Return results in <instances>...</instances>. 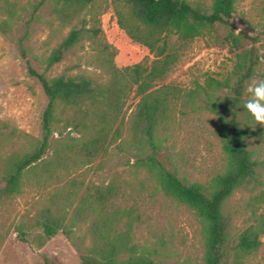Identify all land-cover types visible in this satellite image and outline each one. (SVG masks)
<instances>
[{
  "label": "trees",
  "instance_id": "16d2710c",
  "mask_svg": "<svg viewBox=\"0 0 264 264\" xmlns=\"http://www.w3.org/2000/svg\"><path fill=\"white\" fill-rule=\"evenodd\" d=\"M110 1L118 27L130 40L147 48L152 59L145 58L123 68L115 66L112 58L117 49L101 37L99 18L105 8H101L100 0H37L32 5L25 32L17 44L26 61L27 74L38 80L47 104L42 114L41 139L31 152L11 163L0 188V198L18 193L22 179L30 169L39 166L41 161L44 165V155L53 148V133L62 137L67 132L68 140L61 149L54 148L49 160L50 169L44 170L49 178L56 171V167L51 168L53 163L60 164L63 153H70L75 148L82 159L89 161L100 151L105 152L106 144L116 142L126 133L123 138L125 150L133 151L130 158L134 160L135 168L145 170L154 178L166 198L186 206L200 218L203 224V264H248V258L255 255L261 245L264 213L242 232L234 234L233 218L224 208L236 192L252 195L247 203L252 211L255 205H264V162L253 158L247 145L250 132L238 121L245 87L256 75L260 63L255 45L258 38L242 32L234 35L236 27L231 18L236 0ZM42 10H48L58 25L69 27V31L46 56L44 71L38 72L27 59L25 42L30 23L39 19ZM15 13L12 11L10 16ZM216 25L228 30L230 45L235 49L240 47L242 38L251 41L247 50L236 54L232 76L222 81L207 77L204 86L184 94L177 87L162 83L177 61L172 38L183 44L189 43ZM84 42L97 45L93 48L97 57L94 62L106 77L96 74L46 76L68 55L84 49ZM130 97L132 102L127 105ZM196 101L202 103L199 108L217 116L215 134L224 154L223 171L207 185L187 183L161 160V142L174 126L176 113ZM131 105L133 109L124 127L126 119L122 115ZM117 120L120 123L115 126ZM74 132L78 138L69 136ZM79 188L80 184L73 181L69 190L62 187L51 189L50 206L39 219L46 240L59 232H66L64 217L72 210L74 223L87 219L90 222L87 229L91 246L78 249L82 264H159L158 255L136 251L131 232L137 218L133 217L131 210L116 205L112 186L96 189L92 194L86 190L76 204L67 199L55 216L53 204L59 203V195L74 193ZM93 206L97 208L94 210ZM93 211L96 212L91 215Z\"/></svg>",
  "mask_w": 264,
  "mask_h": 264
},
{
  "label": "rangeland",
  "instance_id": "374dc122",
  "mask_svg": "<svg viewBox=\"0 0 264 264\" xmlns=\"http://www.w3.org/2000/svg\"><path fill=\"white\" fill-rule=\"evenodd\" d=\"M36 1L0 0V188L11 163L31 152L42 134V114L47 98L38 80L27 74L26 61L21 57L17 44ZM99 4L105 8L99 18L101 37L117 49L112 58L115 66L123 68L145 58L152 59L147 48L130 40L118 27L111 1L100 0ZM12 11L16 12L13 17L10 16ZM48 13V10H42L39 19L30 23L25 42L27 59L38 72L44 71L46 56L69 31V27H60ZM231 22L236 27L234 35L242 32L258 38L255 45L260 63L256 75L245 87V101L248 84L264 78V0H236ZM229 41L228 30L219 25L189 43L183 44L172 38L177 61L162 83L175 86L184 94L204 86L207 77L220 81L231 77L236 54L247 50L251 41L242 38L240 47L236 49ZM83 46L84 49L68 55L46 76L96 74L106 77L94 62L97 57L93 48L97 45L84 42ZM131 102L132 97L127 105ZM198 105L202 103L193 102L176 113L174 126L161 142V160L187 183L207 185L223 171L224 154L215 134L217 116ZM132 109L131 105L122 115L126 119L124 127ZM247 116L242 109L238 121L250 132L247 145L253 152V158L264 162V125H248ZM69 136L78 138L75 132ZM126 136L124 133L116 142L106 144L105 152L100 151L89 161L82 159L75 148L70 153H63L60 164L53 163L51 168L56 167V171L49 178L44 170L50 169L49 160L53 157L54 148L61 149L68 140L67 132L62 137L52 134L53 148L44 155V165L41 161L39 166L30 169L23 177L18 193L0 198V264H82L78 249L91 246L87 229L89 219L74 223L70 210L63 221L66 232H59L47 240L39 224L44 210L50 206L51 189L62 187L69 190L73 181H77L80 188L74 193L59 195V203L53 204L55 216L67 199L76 204L86 190L92 194L96 189L112 186L116 205L120 209L131 210L133 217L137 218L131 235L138 253L158 255L156 260L159 264H203V224L200 218L186 206L166 198L154 178L145 170L135 168L134 160L130 158L133 151L125 150L123 138ZM74 143L78 145L79 141ZM262 173L264 182V169ZM251 196L246 192H236L226 203L224 209L233 218L234 234L242 232L264 213V205H255V212L247 206ZM260 241L258 252L248 258V264H264V234L260 235Z\"/></svg>",
  "mask_w": 264,
  "mask_h": 264
},
{
  "label": "clouds",
  "instance_id": "9594fccd",
  "mask_svg": "<svg viewBox=\"0 0 264 264\" xmlns=\"http://www.w3.org/2000/svg\"><path fill=\"white\" fill-rule=\"evenodd\" d=\"M247 93L248 98L242 105L249 117L247 124L252 126L256 124L264 125V78L249 83Z\"/></svg>",
  "mask_w": 264,
  "mask_h": 264
}]
</instances>
